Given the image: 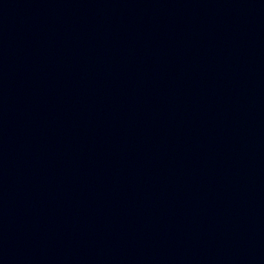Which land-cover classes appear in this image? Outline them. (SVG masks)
Wrapping results in <instances>:
<instances>
[{
  "label": "water",
  "instance_id": "obj_1",
  "mask_svg": "<svg viewBox=\"0 0 264 264\" xmlns=\"http://www.w3.org/2000/svg\"><path fill=\"white\" fill-rule=\"evenodd\" d=\"M0 264H264V0H0Z\"/></svg>",
  "mask_w": 264,
  "mask_h": 264
}]
</instances>
